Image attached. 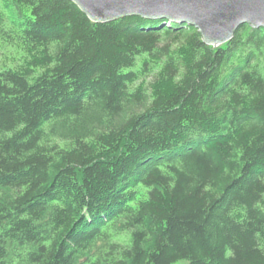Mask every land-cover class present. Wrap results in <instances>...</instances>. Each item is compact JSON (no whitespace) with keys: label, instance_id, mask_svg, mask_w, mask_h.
Segmentation results:
<instances>
[{"label":"trees","instance_id":"16d2710c","mask_svg":"<svg viewBox=\"0 0 264 264\" xmlns=\"http://www.w3.org/2000/svg\"><path fill=\"white\" fill-rule=\"evenodd\" d=\"M0 7V264H264V28Z\"/></svg>","mask_w":264,"mask_h":264},{"label":"water","instance_id":"95a60500","mask_svg":"<svg viewBox=\"0 0 264 264\" xmlns=\"http://www.w3.org/2000/svg\"><path fill=\"white\" fill-rule=\"evenodd\" d=\"M94 23L139 16L194 27L211 46L230 41L247 24L264 28V0H69Z\"/></svg>","mask_w":264,"mask_h":264},{"label":"rangeland","instance_id":"374dc122","mask_svg":"<svg viewBox=\"0 0 264 264\" xmlns=\"http://www.w3.org/2000/svg\"><path fill=\"white\" fill-rule=\"evenodd\" d=\"M2 12L0 7V13ZM5 37V36H4ZM29 54L19 44H7L0 37V68L2 67H21L29 66ZM28 62V63H27ZM150 80V77L143 76V82ZM176 264H187L186 261H180Z\"/></svg>","mask_w":264,"mask_h":264}]
</instances>
